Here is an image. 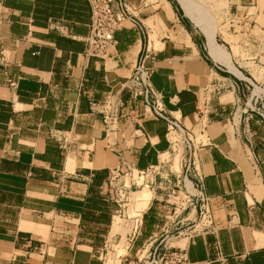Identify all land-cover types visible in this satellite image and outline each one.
<instances>
[{
    "label": "crops",
    "instance_id": "crops-1",
    "mask_svg": "<svg viewBox=\"0 0 264 264\" xmlns=\"http://www.w3.org/2000/svg\"><path fill=\"white\" fill-rule=\"evenodd\" d=\"M127 1L144 29L124 21L103 60L85 54L89 0H0L3 43L19 62L0 67V264H101L94 252L122 211L108 188L111 171L121 161L145 171L168 152L165 122L140 100L131 104L121 87L142 55L165 109L192 132L211 199L214 228L183 237V264H264V129L250 109L255 96L264 108V64L249 57L240 64L229 54L264 44V3L229 0L212 56L177 0ZM7 78L16 79L14 89ZM248 79L260 95H252ZM109 92L120 98L122 115L107 137L100 102ZM169 165L128 185L114 175L125 194L150 189L148 200L131 201L149 229L159 227L156 210L170 209ZM164 216L161 235L174 224ZM149 231L130 239L151 244Z\"/></svg>",
    "mask_w": 264,
    "mask_h": 264
},
{
    "label": "built area",
    "instance_id": "built-area-1",
    "mask_svg": "<svg viewBox=\"0 0 264 264\" xmlns=\"http://www.w3.org/2000/svg\"><path fill=\"white\" fill-rule=\"evenodd\" d=\"M89 4V32L85 38V54L89 57L104 60L110 54L117 45L116 33L120 30L124 21H130L134 26L137 25L140 30L144 29L143 23L133 14V7L127 0H89ZM4 39V25L0 20V67L6 69L11 65H19V62L15 50L4 45ZM144 57L142 55L138 58L132 72L124 79L121 87L128 94L131 104L140 100L142 107L152 117L165 122V138L168 142L167 153L173 155V159L178 157V172L177 169H172L171 166L168 168L167 177L170 174L175 177L174 185H172L175 188L169 187V196L175 192H181L187 202V207L193 210L197 217L195 222V220L189 219L188 214L180 219H176L177 216L172 215L174 224L164 231L163 238L169 236L171 238L186 237L191 232L211 233L214 228L213 214L209 206L211 199L203 191L194 137L189 129L184 127L178 119L174 118L165 109L160 93L152 86L150 80L152 68L144 64ZM6 84L9 88L14 89L16 79L7 78ZM248 84L254 87L249 79ZM121 107V100L116 93L109 92L100 102L107 137L110 133H113L115 130L114 124L122 115ZM250 109L251 112L259 115L260 124L264 129V108L260 96L254 97ZM107 143L110 144L109 141ZM159 160L156 166L149 165L145 171L139 170L137 173L140 175L148 171L156 173L165 164L161 157ZM133 171L134 166L132 163L121 161V164L114 171H111L110 175H118L119 173L131 175ZM114 177L109 176L108 188L112 189L115 198L121 201L124 196L123 187L115 183ZM180 183L181 186H179ZM176 188L177 190H175ZM170 208L173 209L174 207L171 206ZM233 217L235 215H231L230 219ZM138 222L141 221L138 220ZM147 258L150 260L148 264H183L186 260L183 247L175 245L149 247Z\"/></svg>",
    "mask_w": 264,
    "mask_h": 264
},
{
    "label": "rangeland",
    "instance_id": "rangeland-1",
    "mask_svg": "<svg viewBox=\"0 0 264 264\" xmlns=\"http://www.w3.org/2000/svg\"><path fill=\"white\" fill-rule=\"evenodd\" d=\"M260 3H264V0H258ZM183 7L187 14L190 16V20L193 24H197V28L204 29L206 28L207 31H211L215 33V29L217 26H220V29L224 31L225 26L224 21L226 20L228 13H229V0H181ZM224 25V26H223ZM253 33L260 36V30L256 26L253 29ZM262 42L264 43L263 36L261 37ZM237 40V38H235ZM259 41L257 38L255 41ZM254 43V42H253ZM230 57L233 56L235 58V61L237 63L243 64L241 62L247 61L249 57V61H251V64H264V44L262 45H256L255 50L252 52L246 53V51H240L238 48L232 47V51L229 52ZM252 56V57H251ZM232 58V57H231ZM236 68L237 65L233 64ZM231 66V65H230ZM239 69V68H238ZM240 70V69H239ZM241 71V70H240ZM243 73V72H242ZM244 74V73H243ZM245 75V74H244ZM253 89L258 86V84L254 83ZM260 89V88H259ZM261 92V90H260ZM260 92L257 95H260ZM204 97V95H201ZM164 163H169L172 169H177V158L173 159V155L169 153H165L161 156ZM178 172V170H177ZM140 175V174H139ZM153 172L148 173V177H152ZM118 176H124L126 180V185H128V180L130 177L133 176V178H138V173L134 170L131 175L124 173H119ZM110 177H114V175H110ZM181 186V183L180 185ZM175 188L174 186H171ZM148 188V187H147ZM142 188L138 189L141 190ZM134 190V189H133ZM132 191L130 194H125L123 198L121 199L120 204L122 211H119L117 213H114L116 217L113 219V224L110 229L111 221H109V224L105 231L103 232V237L100 238L101 242L98 244V247L96 248V252L94 254L99 257V261L101 264H120V259L124 262H136L137 264H148L150 261L147 258V254L149 252V247L159 246L162 247L163 245H175L183 247L185 243V239H183V236H180L178 238H174L169 236L168 238H163V233L160 230L162 220H167L168 218L164 215H170L174 216L176 215V219H180L181 217H185L188 214L189 219L197 221L196 214L193 212V210L189 209L187 207V202L185 198H183L182 193L175 192L173 195L166 197L165 199H168L166 202V205L169 207H174L173 209L167 210V207L163 208V210H156L158 215V221H156V224H158L159 227H152L148 228L146 225H140L138 220L141 219L142 211H139L137 209H133V199L142 201L141 198L151 197V195L142 196V193L144 194V191ZM150 190V189H149ZM177 190V188L175 189ZM136 192V194L134 193ZM138 192V194H137ZM140 192V194H139ZM150 194V193H149ZM131 196V197H130ZM132 201V202H131ZM147 205V204H145ZM135 207V206H134ZM136 213H140V216H135ZM119 215V216H117ZM195 217V219H194ZM59 219V218H58ZM133 222V223H132ZM140 225V226H139ZM184 226V225H183ZM110 230V234H109ZM149 230H151L154 234V237L156 240L148 244L147 242H137L138 238L130 239L131 235L133 233H136L135 231H139L138 237L143 234H150ZM118 233H114L117 232ZM169 234V233H168ZM172 234V233H171ZM130 247V254L125 255L126 250Z\"/></svg>",
    "mask_w": 264,
    "mask_h": 264
},
{
    "label": "bare ground",
    "instance_id": "bare-ground-1",
    "mask_svg": "<svg viewBox=\"0 0 264 264\" xmlns=\"http://www.w3.org/2000/svg\"><path fill=\"white\" fill-rule=\"evenodd\" d=\"M178 1V3H179V5H180V7L182 8V10H183V12H184V14L190 19V16L187 14V12L185 11V9H184V7H183V4H182V2H181V0H177ZM196 27H197V24H194ZM199 28V27H198ZM201 29V28H200ZM204 33H205V35H206V37H207V47H208V51H209V53L212 55V56H214L213 55V49H214V46H215V43H213L214 41H213V32H211V31H207V29L206 28H204V29H201ZM229 68H230V70H231V72L233 73V74H236V75H240L239 74V72H238V70L235 68V67H232V66H229ZM260 92V89H259V87L258 86H256L254 89H253V91H252V95H257L258 93ZM141 191V190H140ZM143 191H144V194L142 193V196L141 197H143V196H146V195H151V191L150 190H148V189H143ZM142 192V191H141ZM135 194H136V192H134ZM150 193V194H149ZM137 194H138V192H137ZM139 194H140V192H139ZM141 195V194H140ZM147 198H150V197H148L147 196ZM146 199V198H145ZM148 200V199H147ZM144 202V201H143ZM145 204H147V201L145 202ZM117 216H119V215H117Z\"/></svg>",
    "mask_w": 264,
    "mask_h": 264
},
{
    "label": "trees",
    "instance_id": "trees-1",
    "mask_svg": "<svg viewBox=\"0 0 264 264\" xmlns=\"http://www.w3.org/2000/svg\"><path fill=\"white\" fill-rule=\"evenodd\" d=\"M180 13H181V10L179 9Z\"/></svg>",
    "mask_w": 264,
    "mask_h": 264
}]
</instances>
